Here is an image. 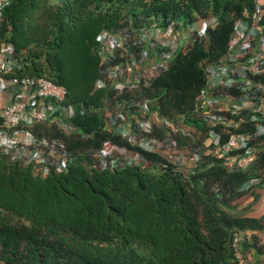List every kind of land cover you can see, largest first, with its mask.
Returning a JSON list of instances; mask_svg holds the SVG:
<instances>
[{"label":"trees","instance_id":"16d2710c","mask_svg":"<svg viewBox=\"0 0 264 264\" xmlns=\"http://www.w3.org/2000/svg\"><path fill=\"white\" fill-rule=\"evenodd\" d=\"M252 13L253 0H9L0 11V44L10 46L13 64L6 77L62 87L61 104L72 109L65 123L84 138L56 125L35 128L64 142L71 161L61 173L42 176L0 155V264H238L236 254L264 257V215L233 213L238 200L255 201L264 188V134L252 145L255 160L241 170L228 172L221 160L204 157L183 173L138 149L149 166H88V154L104 142L136 151L102 130L111 94L94 88L99 33L212 21L201 38L191 33L187 50L177 51L144 90L149 110L171 119L191 111L204 64L225 56L235 22L251 25ZM186 123L198 135L178 143H202L206 125ZM250 179L256 183L243 190Z\"/></svg>","mask_w":264,"mask_h":264},{"label":"built area","instance_id":"2783aa9c","mask_svg":"<svg viewBox=\"0 0 264 264\" xmlns=\"http://www.w3.org/2000/svg\"><path fill=\"white\" fill-rule=\"evenodd\" d=\"M8 1L0 0V11ZM263 13L264 0H253L252 24L248 25L246 19L235 22L225 56L203 66V86L193 108L171 119L159 118L156 111L149 110L144 90L168 68L177 51L187 50L192 43L191 33L201 38L212 21L203 28L185 30L184 34H180L175 23L99 33L96 42L100 78L94 88H108L111 94L104 100L108 112L102 130L121 137L136 151L104 142L99 149L88 152V166L100 170L149 166L137 149L164 157L183 173L196 167L204 157L221 160L228 172L249 166L256 157L252 145L264 134ZM10 53L9 45L0 44V155L29 166L42 176L64 172L71 161L64 142L35 133L38 125L49 124L64 134L84 138L65 123L72 116V109L61 104L64 90L44 78L6 77L13 68ZM187 120L206 125L202 143H178L179 137L198 135ZM160 130L162 135L158 134ZM255 183V179H250L243 190ZM239 240L240 235L233 237V248ZM235 256L239 261L238 254Z\"/></svg>","mask_w":264,"mask_h":264},{"label":"rangeland","instance_id":"374dc122","mask_svg":"<svg viewBox=\"0 0 264 264\" xmlns=\"http://www.w3.org/2000/svg\"><path fill=\"white\" fill-rule=\"evenodd\" d=\"M208 21L197 22L195 25L183 26L180 22H176V26L180 34H184L185 30L191 32L197 30L198 27H205L208 25ZM185 28V29H184ZM259 193L258 198L253 201L250 196H245L238 200L235 205L233 213L241 216L258 217L264 212V189L257 191ZM239 257V264H264V257L260 256L257 260H254L250 253H247L244 258Z\"/></svg>","mask_w":264,"mask_h":264},{"label":"crops","instance_id":"0c3cea01","mask_svg":"<svg viewBox=\"0 0 264 264\" xmlns=\"http://www.w3.org/2000/svg\"><path fill=\"white\" fill-rule=\"evenodd\" d=\"M264 189V188H263ZM264 215V212L260 215V216H263ZM260 216H258V217H260ZM258 217H256V218H258Z\"/></svg>","mask_w":264,"mask_h":264}]
</instances>
